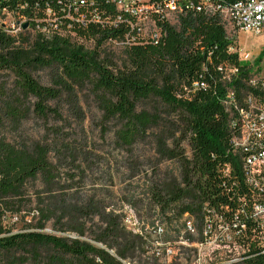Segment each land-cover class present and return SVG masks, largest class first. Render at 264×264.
Instances as JSON below:
<instances>
[{
	"label": "trees",
	"instance_id": "obj_1",
	"mask_svg": "<svg viewBox=\"0 0 264 264\" xmlns=\"http://www.w3.org/2000/svg\"><path fill=\"white\" fill-rule=\"evenodd\" d=\"M237 1L212 0L217 6ZM93 3L103 25L64 21L66 35L51 36L25 31L11 37L0 30V264H160L144 229L125 225L122 206L137 208L134 198L115 201V181L123 175L118 161L97 155L89 143L84 125L92 108L100 115L102 143L112 137L109 144L126 156L120 167L130 180L138 173L126 160L153 137L160 159L148 195L159 217L169 224L184 216L204 223L217 214L245 250L233 264H264V236L252 217L264 196L246 183L245 155L233 143L242 118L227 103L230 94L239 104L244 96L263 98L264 77L250 85L260 70L228 53L237 34L227 32L219 13L186 11L177 24H163L164 35L154 43L138 38L132 18L110 1ZM73 34L94 46L74 42ZM127 35L134 40L128 43ZM106 45L122 49L124 65ZM223 65L239 69L230 86ZM5 72L12 87L2 80ZM33 119L44 130L36 140L21 130ZM169 161L178 173L161 170ZM100 165L106 185L88 184ZM8 215L32 216L28 229L35 230L13 233ZM49 225L52 233L44 232Z\"/></svg>",
	"mask_w": 264,
	"mask_h": 264
},
{
	"label": "built area",
	"instance_id": "obj_2",
	"mask_svg": "<svg viewBox=\"0 0 264 264\" xmlns=\"http://www.w3.org/2000/svg\"><path fill=\"white\" fill-rule=\"evenodd\" d=\"M118 12L129 15L132 21L129 26L138 38L145 41L158 43L164 35L163 24L175 25L180 16L186 11L196 13H219L228 33H239L261 36L264 35V0H239L229 6L214 5L212 0H108ZM93 0H54L43 6L38 0H0V30L8 36L18 37L25 31L33 34L40 33L45 36L53 34H66L63 27L64 21L85 23L92 21L104 24L98 13L93 8ZM33 8L41 11L40 14H29ZM91 17V18H90ZM120 21L117 18L112 24ZM28 28L23 29V25ZM70 28V24H67ZM125 40L129 43V35ZM228 53L236 55L239 62L249 64L254 72L260 70L257 58L251 63V51L240 48L238 38L235 45L230 46ZM224 74L227 86L231 85L233 77L239 75V69L232 65H223L219 69ZM256 76L250 82L255 86ZM264 77V76H263ZM262 77V78H263ZM231 90V87H228ZM228 105H233L241 115L242 130L233 143L240 149L244 157L245 180L248 186L260 196H264V97H243L239 104L233 94H230ZM252 217L258 223L264 236V203H256L252 208ZM211 221H206V227ZM186 230L195 232V227L190 220L186 222ZM158 234L162 229L158 228ZM240 261V260H239ZM236 261L234 263H237Z\"/></svg>",
	"mask_w": 264,
	"mask_h": 264
},
{
	"label": "rangeland",
	"instance_id": "obj_3",
	"mask_svg": "<svg viewBox=\"0 0 264 264\" xmlns=\"http://www.w3.org/2000/svg\"><path fill=\"white\" fill-rule=\"evenodd\" d=\"M62 35L66 34L62 33ZM72 37L74 42L83 44L88 49L94 46L93 41H78V38H75V34ZM237 38L240 48L251 51L253 56L251 63L261 56L260 58L262 59L257 63L260 66V73L257 77H263L264 53L262 54V52L264 51V35L254 36L239 33ZM106 48L107 51L116 53L120 65L125 64V57L121 55L122 49L118 46L112 47L107 45ZM41 75L43 76L42 80L45 82L46 75L42 72ZM2 80L7 81L8 87H12V79L9 73H3ZM99 120L100 115L95 108L88 110V118L84 129L89 138V143L92 148V142L96 144L97 149L95 151H97V155L118 161L115 169L119 167L123 175L115 181L117 187V190H115L117 194L115 201L119 202V199H124L125 197L134 198L137 208L134 209L127 205L122 206L123 213L125 214V225L128 230L136 233L144 229L143 234L150 237L152 246L158 252L160 264H233L241 259V255L244 254L245 250L237 242L236 231L231 229L230 225L217 214H212L211 217L206 218V221H211L208 227H206V222L198 223L196 218L190 216H184L180 221L177 220L171 224L163 217H159L155 210H153L148 195L151 185L152 168L160 159L154 151L155 141L153 137L141 143L137 147L133 158L126 160V168H128L127 166L130 163H133L135 172L138 173L136 178L130 180L126 169L120 167L123 166L126 156L120 150L113 149V146L109 144L112 137L107 138L108 142L106 144L102 143ZM74 129H76L75 124L72 125V132L76 133ZM21 130L32 140L39 139L44 135L42 124L35 119L25 123ZM81 134L82 132H80ZM6 135L13 137L15 133L8 132ZM129 159L132 162H129ZM159 167L163 172L174 170L178 173L177 165L172 161L164 162ZM108 179L109 176L105 168L102 169L100 165L95 167L90 173L88 184L97 182L100 185H106ZM186 218L193 223L195 232H188L185 229L183 223ZM31 221H33L32 216L8 215L5 224L13 230V233L29 232L35 230L34 228L28 229ZM32 225H36V222H33ZM158 228L162 229L161 234L156 232ZM44 232L52 233L51 226L49 225ZM57 235L60 236V234Z\"/></svg>",
	"mask_w": 264,
	"mask_h": 264
},
{
	"label": "water",
	"instance_id": "obj_4",
	"mask_svg": "<svg viewBox=\"0 0 264 264\" xmlns=\"http://www.w3.org/2000/svg\"><path fill=\"white\" fill-rule=\"evenodd\" d=\"M28 27V24L23 25V29H26Z\"/></svg>",
	"mask_w": 264,
	"mask_h": 264
}]
</instances>
